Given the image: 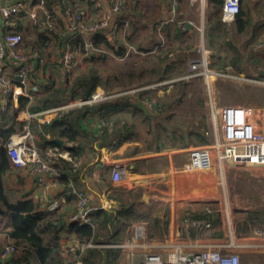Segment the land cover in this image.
Here are the masks:
<instances>
[{
	"label": "crops",
	"instance_id": "crops-1",
	"mask_svg": "<svg viewBox=\"0 0 264 264\" xmlns=\"http://www.w3.org/2000/svg\"><path fill=\"white\" fill-rule=\"evenodd\" d=\"M165 1L166 0H126L121 11L113 14V18L116 20L119 18L125 20L118 24L119 27H117L116 36H111L110 30H103L98 33L107 37L110 42H116V44L124 47V51L120 55V58L115 57L113 49L108 50L107 57L122 60L128 59L130 61V59L134 58L133 56H138L141 59H136V64L132 62L133 68L137 69L138 67L139 69L147 70L153 68V66L159 62L154 54L163 51V55L168 57V64L172 63V65H174L177 62H181L182 65H189L193 59L198 58L201 55V52H199L197 48L203 45L208 55L209 67H213V70L216 72L218 71L217 75L220 74V71L226 72L227 70L234 68L231 59L229 60L231 54L228 52L231 49L229 43H223L216 38L213 33L216 27L221 26L223 23L227 24L222 20L223 6L219 13H215V11L212 10L213 3L211 0H204V3L202 2L203 0H177V8L181 14L178 18H181V16L182 18H187L183 16V12H185L186 14L191 15V18L188 17L187 19H191L196 26H201L203 30V32H201V30L198 29L199 27H190L187 32H184L179 26V22L168 20L171 13L167 9V5H164ZM168 1L169 0H167V3ZM4 2L6 3L7 0H4ZM59 3L60 0H57V2L53 4L55 10L57 9L56 14L59 16L56 27L53 30L47 31H53L55 34L54 36H56V42L59 38H61L63 42L61 46H57L52 53L47 54L45 52L46 63L50 62L47 71H45V67L39 66V64L36 65L37 73L45 78L39 81V90L36 91V96L33 97L31 102L33 104L29 103L26 108L20 109L18 99L5 100L0 91V128L5 125L11 126L13 123H17V128L20 129L22 127L21 122L23 123L28 120L30 113H39V121L35 122L37 124L57 119L64 110L51 111L45 114H41V112L46 108H59L70 98L60 100L56 94L49 90L48 87L51 81L49 79L52 75L49 74V72L55 71L56 74L59 73L62 77H64L65 74L75 75L80 71L85 70L86 66H93L97 61L102 60L101 53L95 50L108 49L106 46H99V48L95 47L94 37L97 33L72 30L66 20L63 5L67 4L72 6L75 11L84 8L86 10L84 17L85 20L82 19L80 23H87L93 22L98 16L110 12L111 0H62V3ZM96 3L100 6L98 7ZM140 4L142 7H140ZM135 14L141 16L138 22L131 19ZM148 17L153 19V23L151 22L152 24H148L147 21L150 19ZM126 22H129L130 25L127 26ZM202 23L204 27H202ZM79 36L80 38L83 37L85 40L86 46L90 50V55L95 57L88 59V57L83 54L80 44L78 43ZM231 37H235V34L231 35ZM45 38L46 40L50 39L47 36H45ZM177 40H180L181 43L176 46L175 43ZM90 41L94 44V51L87 45ZM249 41L251 47L250 55L256 60L263 58L264 34L255 35L250 38ZM67 44L70 45V50L78 59L75 70L72 72L62 64L64 48ZM235 54H238L239 57L241 55V59L244 58V54L239 51L233 55ZM167 63L165 62L162 64V67H167ZM6 68L12 73L13 63L11 60L7 61ZM169 69L171 71V68ZM210 78H206L208 83L210 82ZM168 80L165 79L164 81ZM168 84L169 86L167 89L163 86L165 84L150 88L158 89L160 93L163 91L167 93L172 92L175 88L170 82ZM99 89L101 90L102 87L98 86L95 91ZM106 94L111 93L106 92ZM112 98L113 97L109 99ZM39 101L44 104H39ZM241 105L247 106L245 104ZM144 106L147 111H150L146 112L144 111L145 108L142 109L144 116L149 117L148 115L152 114L154 115L152 119L155 120L156 112H152L155 108L149 107L146 103ZM255 107L258 109L257 125L264 131V107L262 105H255ZM92 113L93 117L89 119L90 121L83 122L85 130L90 132L88 133L91 134L92 139L88 143L89 145L86 150L82 153L83 156H81V165L83 167L82 181H78L79 183L77 184L75 180H71L70 184L72 183L75 185H71L72 187L70 189L69 187L66 188V183L60 179L62 175L66 173L62 168L61 177L45 173L43 176L44 180H41L42 176L33 172L30 167L18 168L13 166L10 171L7 172L4 180V192L9 201L14 203L32 201L37 208L46 212L49 205L54 200L59 199V208L69 211V216H71L76 207L78 208L79 203L78 194L74 193L76 196L72 194L73 188L78 191H85L86 194H88L90 198L89 208H91V210L97 208H104L107 210L117 208L120 204L118 199L119 196L128 202H134L132 199L139 198L143 201L153 199L152 202H154V207L156 208L153 211V214H151L154 219L158 220L157 227L162 230L160 231V234L154 232L155 228L152 225L153 219L151 218V215L149 219H141L135 221L133 224H144L145 229L149 227L152 235L155 233V237H151L148 236L146 232V237H144L143 241L154 244L156 250L163 253L165 249L159 246V244L166 243L167 241L185 244L187 245L185 250L197 248L192 246L193 244L197 245V243L217 244L234 241L235 246L230 248V251L239 254L240 264L241 254L245 258L244 264H264V227L260 225L262 223H258L259 219L264 218V210L260 211L256 209L257 206L253 204L252 195H260L261 203L264 202V196L261 195V192L257 190L255 185L254 189H252V187L251 189L248 188L242 195L244 202L247 204L246 207L239 208L240 206L237 205L232 208L231 212H229L228 209L224 210L222 208V198L208 194L209 183L207 185L204 181L200 182L197 180V177H195V181L193 182L181 180L182 188L190 189L191 194L179 195L177 194L179 187L178 181L175 180V173L178 174L179 172L184 175L198 171L180 170V168L189 161V149L192 144L182 148L167 146L163 149H158L155 141L150 144L147 141L144 143L141 140H124L123 142L117 143L113 138L119 136V133L116 132L114 126L108 123L105 119H98L101 115L98 108L94 109ZM137 116L141 121L140 115ZM148 131L149 130H147V136L150 137ZM202 131L206 132V130ZM213 133L214 129L212 131V134ZM47 137H50V135H47ZM61 139L64 143L59 144L57 147L70 151L68 147L72 146L73 143L66 141L63 138ZM1 144L0 141V149ZM50 146L55 145H49L47 147ZM180 160H183V162L180 163ZM117 162H125L127 165V172L119 184L115 183L112 179V168ZM226 163H228L229 166L236 167L231 162ZM179 164L182 165L179 166ZM255 168L251 169L255 170ZM200 174L202 173L199 172L197 175L201 176ZM204 178L206 177L204 176ZM255 190L256 193H254ZM161 194L169 196L170 199L167 200V197L161 196ZM227 199L230 201L231 197L228 196ZM232 199L237 201L235 198ZM141 200L138 202H142ZM248 202H250V204H248ZM143 204L144 203H141V206H143ZM173 204L174 208H172ZM148 205L150 206V204ZM210 205L222 208L219 215H215L214 210L207 207ZM147 209H149V207L143 211L146 213L148 212ZM252 212L257 213L256 216H254ZM203 214L206 216H203ZM238 215H240V217H236ZM187 219L208 220L211 222V228L210 230H197L191 226H186L185 221ZM4 220H7L8 225L10 224L11 219L9 215L0 216V221L3 222ZM262 222L264 223V221ZM248 232H252L254 235L248 237L246 235ZM59 236L61 242H65L69 239L75 240L74 237L71 239L68 233L64 232V230ZM130 239H132V237ZM121 242L124 241L122 240L118 243ZM103 243L104 242L95 244L99 247L106 246L102 245ZM115 248L125 251L127 253L126 257L129 258L128 249H122L119 247ZM31 264L38 263L33 261Z\"/></svg>",
	"mask_w": 264,
	"mask_h": 264
},
{
	"label": "built area",
	"instance_id": "built-area-1",
	"mask_svg": "<svg viewBox=\"0 0 264 264\" xmlns=\"http://www.w3.org/2000/svg\"><path fill=\"white\" fill-rule=\"evenodd\" d=\"M126 0H111V11L98 16L93 22L80 23L85 17L86 10L75 11L72 6L65 7V17L74 31H87L90 33H99L103 30H110V35L115 37L119 23L124 19H114L113 14L121 11ZM50 0H0V91L5 100L27 97L32 102L39 90V81L34 80L37 73L36 65L42 66L46 61V56L33 49L25 50L23 47V35L17 30L19 27L17 19L27 17L31 22L37 25L42 31L53 30L56 27L58 15L52 13L49 5ZM204 3V0L202 1ZM57 5V4H56ZM98 5V3H96ZM177 0H169L167 9L171 15L168 20L179 22V26L184 32L190 27H199L191 19L178 18L181 15L177 8ZM100 5H98L99 7ZM241 10L240 0H224L222 20L225 23H232L236 20ZM85 20V19H84ZM113 24V25H112ZM129 26L130 23L126 22ZM194 25V26H193ZM204 27L203 23L201 24ZM88 47L91 48L93 42L90 41ZM132 47V46H131ZM201 55L192 60L191 70L178 78L168 81H161L149 87L134 88L133 92L143 90L157 85L168 84L178 80H189L205 76L210 78L212 74H217L215 70L209 67V59L203 45L197 48ZM13 63V71L10 73L6 68L7 61ZM78 63L77 57L70 50L67 44L64 48L62 64L69 71H74ZM163 91V90H162ZM35 92V93H34ZM162 93H166L163 91ZM127 92L115 94H106L103 89L95 91L90 99L70 98L59 108H46L41 114L56 110H68L75 106L93 105L103 102L111 97L126 95ZM146 105L153 107L154 100H146ZM43 107V106H42ZM39 113H30L20 132L15 133L8 140L6 147L13 162L18 168L30 167L33 172L41 175L44 180L45 173L56 176L62 175L61 169L55 164V159L62 157L74 161V167H79L82 158L72 159L70 151L57 146L46 148V154L43 153L37 134L32 128V123L39 121ZM258 109L255 106L237 105H211V120L214 129V137L207 144L191 146L189 149V161L180 168L185 171L211 170L218 163L231 162L236 167L245 168L247 166L263 168L264 167V131L257 125ZM127 172L125 162H117L112 168V179L119 184ZM70 185H73L72 183ZM73 193L78 194L79 203L77 212L70 219L80 222H90L88 194L73 188ZM60 207L59 199L54 200L49 205V210H55ZM186 226H191L197 230L211 228V222L201 219H187ZM132 239L121 243H103L102 245L128 249L129 264H240V256L230 248L235 246L234 241L217 244H199L192 245L193 248L185 250V244L174 241L159 244L165 251L162 253L155 249L154 244L144 242L146 229L144 224H133ZM68 235L73 236L66 230ZM63 242V241H62ZM65 247L64 255H73L77 258L76 264H81L82 260L77 255V251L82 253L86 248L97 246L93 242L80 244L77 240H67L63 242ZM191 247V246H189ZM15 252V245L12 240L6 239L0 246V261L8 258Z\"/></svg>",
	"mask_w": 264,
	"mask_h": 264
},
{
	"label": "trees",
	"instance_id": "trees-1",
	"mask_svg": "<svg viewBox=\"0 0 264 264\" xmlns=\"http://www.w3.org/2000/svg\"><path fill=\"white\" fill-rule=\"evenodd\" d=\"M37 1L38 0H33V3H36ZM240 1L241 10L236 17V23L234 24V27L232 26L231 29H229V33H234L235 35V32H238L239 34L244 33L247 27L252 24L251 14L253 13V0ZM56 2L57 0H50L49 2L51 7L50 10L54 14H56L57 9L55 10L53 4ZM211 2L214 5L213 11L219 13L224 4V0H211ZM61 3L62 0H60L59 4ZM242 4L244 5L243 7ZM66 6L69 5L64 4V10ZM17 22L19 25L17 30L19 32L25 31L28 27L23 21H21V18H18ZM33 25L37 27L36 24L33 23ZM78 40L83 54L86 55L88 59L95 57L90 55V50L87 48L83 37L80 38L79 36ZM44 42H46V38L43 36V32H38L36 33V37H27L24 39L23 47L25 50L33 49L43 53L42 47ZM62 42V39L59 38L56 42L57 46L60 47ZM94 44L95 47L98 48L99 46H106V48H108L106 50H95L101 53L102 59H106L108 56V50L110 49H113L115 57L117 58H120V55L124 51L122 45H118L116 42H110L107 37L98 33L94 37ZM94 44L90 48L93 51ZM154 55L159 62L154 65L153 68L147 70H137L133 68L132 71L127 72L125 76L121 78L116 76L119 79L118 82L122 84L121 87H124L122 90L128 89L126 87H131L133 84V88H141L173 77L172 74H170L171 71L169 69L173 65L172 63H167L168 57L163 55V51L156 52ZM230 59L233 67L238 70L237 72H242V67L237 64V60H241L239 55L235 54ZM165 62L167 63V67H162V64ZM133 63L136 64V59ZM49 64L50 62L46 63L45 61L42 65V67H45V71H47ZM73 75L74 74H65V76L62 77L61 74L58 73V77L61 79L62 83L61 87H65H60L61 89L59 90H54L48 87L49 90L56 94L60 100L66 99L67 97L90 99L98 86L102 87L103 90L105 89L108 93L111 92L108 89H113L114 86L112 81H110L111 78H107L105 83H103L101 73L95 65H90L86 70H82L74 76ZM43 78L45 77H41L38 73H35L34 75L35 81ZM176 78H178V76H176ZM253 78L264 80V72L253 76ZM52 79L53 77L51 76L49 80ZM190 80L191 79L173 82L176 92L172 98H165L162 100L161 96H158L157 94L155 95L156 101L153 107L157 110L154 109L155 111L152 112H156V118L161 117L162 111L168 105H171V100H174L180 91L185 92L190 87ZM163 86L167 89L169 84ZM151 89L152 88L139 90L135 92L133 98L126 95L119 98L115 97L114 99L112 98L108 101L93 105H84L82 108L64 110L57 119L42 124H37L35 122L32 123L33 130L35 132L37 131V141L43 150L42 152L45 153V148L49 145L59 146L56 142L51 141L53 138L57 137L73 143L72 146L68 147L71 151V157L73 160L83 156L82 153L86 150L89 145L88 143L92 139L91 134H89L90 132L85 130L83 122H86L93 117L92 112L96 108H98V111L101 114L98 119H105L108 123L114 126L116 132L119 133V136L113 138L114 141L119 143L124 140H142L137 129V122L134 118L137 115H140L141 121L143 123H148V128L150 127L154 115L149 114V117H146L142 113V109L145 108L144 105L146 100H154L150 94L158 89ZM147 95L149 97H147ZM18 101L20 103V109L26 108L29 103L33 104L29 98L23 96L19 97ZM129 111L132 112V118H121V116H119V114L124 115V112ZM144 111L150 112L147 111L146 108ZM168 118L171 119V116ZM25 123V121L23 123L21 122L22 128ZM17 125V123H13L11 126L5 125L0 128V141L2 143L0 149V216L9 215L11 219L7 228L0 232L4 233L6 239L12 240L15 245V252L8 258L0 261V264H31L33 261H36L38 264H76V257L73 255H64L65 246L64 243L61 242L59 236L63 230L68 231L80 244L90 241L93 243H118L122 241L119 236L122 230L131 226L135 221L150 218L152 213L151 209L146 213L143 210L140 211L138 206H141V203L136 204L135 202H127L121 196L118 197L120 204L117 208L109 210L97 208L95 210H90V222L86 223L70 219V217L77 212V207L71 216H69V211L62 208H57L52 211L48 208L45 212L37 208L32 201H21L16 203L9 201L4 192V180L7 172H9L14 165L8 153L6 144L11 136L19 131ZM207 127L208 126L205 124L204 129ZM179 128L184 129L180 134L184 141L180 145H176L175 142H172L171 136L169 137L170 139L168 143H166L162 136L163 134L151 131V128L148 129V135L150 138L145 141L149 142V144L155 141L158 149H163L167 146L182 148L192 143L197 144L198 142H209V134L195 128V126H191L190 123L187 126L181 124ZM47 135H50V137H47ZM73 163L74 161L62 157L55 159L56 166L60 169L62 168L63 171H66V173L59 178L66 183V188L69 187L70 189L72 187L70 185L71 180H75L77 184L79 183L78 181H82L83 167L82 165L74 167ZM81 192L86 193L82 190ZM72 194L75 195L74 193ZM143 206H145L144 209L150 207L145 204H143ZM252 214L256 216L257 213L252 212ZM203 216L206 215L203 214ZM257 218L259 219L258 216ZM153 223L155 226H158L157 219H153ZM120 250L121 249L110 246H92L86 248L82 253L78 250L77 255L82 260V264H117L120 252L123 251Z\"/></svg>",
	"mask_w": 264,
	"mask_h": 264
},
{
	"label": "rangeland",
	"instance_id": "rangeland-1",
	"mask_svg": "<svg viewBox=\"0 0 264 264\" xmlns=\"http://www.w3.org/2000/svg\"><path fill=\"white\" fill-rule=\"evenodd\" d=\"M164 5L165 6L167 5V0L165 1ZM243 6L244 5L242 4V7ZM140 7H142V5ZM252 8H253V13L251 14V16H252L253 25L252 24L251 26L249 25L243 34H239L238 32H235L236 33L235 37H231V35H233L234 33H229V29H231L232 26L234 27V24L236 22L230 23L232 25H228V23L227 24L223 23L221 26L216 27V29L213 32L214 36L218 38L220 41H222L223 43H229V47L232 49L228 51L231 53L229 56V60L232 57V55L234 53H237L238 51L244 54L243 59H241V55H240L239 58L241 60H237L238 66L242 67V72L238 73L237 72L238 70L236 68L229 69L226 72L220 71L219 72L220 74L218 75L215 73L212 74L209 83L207 82L205 76L191 79L190 87L185 92L180 91L177 97L174 100H171L172 101L171 105H168L162 111L161 117L159 119L156 118L155 120H153L149 127L151 128L150 129L151 131H155V132H159L160 134H163L162 136L165 139L166 143H168L170 139L169 137L171 136L172 142H175L176 145H180L184 141L183 137H181L180 135L184 131V129L179 127L181 124L187 126L189 123L191 126H195V128L199 130H206V132H208L209 134V142L212 141L214 137L213 135L214 133L212 134L213 124L211 120V105L213 104L215 106L233 105V104H245L250 106L262 105L264 107V80H258L253 78V76L258 75L261 72H264V57L257 60L254 59L250 55L251 47L249 45L250 38H252L255 35L264 34V27H263L264 0H253ZM213 9H214V5H212V10ZM183 16L187 18L188 17L191 18V15L186 14L185 12H183ZM140 17H141L140 15L135 14L132 16L131 19L134 20L135 22H138L140 20ZM148 18H150L147 21L148 24H152L153 19L151 17ZM22 21L24 22L25 25L28 26L25 29V31L23 32L20 31L23 34V39H26L27 37H36V33L43 32L44 37L47 36L50 38L49 40H46V42H44V45L42 47L43 53L45 54L46 52L47 54H50L57 48L56 36H54L55 34L53 33V31L45 32L40 30L39 28L35 27L33 23L26 16L22 17ZM180 43H181L180 40H177L175 45L177 46ZM133 57L134 58L130 59V61L128 59L122 60V59H113L107 57V59L99 60L94 64L101 73L103 83H105V80L107 78H111L110 81H112L114 85L113 89H108L109 91H111L110 92L111 94L127 92L126 96L133 97L135 95V92H133L134 84L131 87L125 86L128 89L122 90L124 87H121L122 84L118 82L119 79L117 78V77L121 78L125 76L127 72L133 70L132 62L135 59L139 60L140 58L138 56H133ZM87 68L88 66H86V69ZM211 69L214 68L212 67ZM137 70H141V69L137 67ZM190 70H191L190 64L182 65L181 62H177L171 67L170 74H172L173 77L168 79L176 78V76L178 77L183 76L187 74ZM49 74H52L51 76L53 77V79L49 83L50 88H53L54 90H59L65 87V86L61 87L62 86L61 79L58 77V74H56L55 71L49 72ZM105 92L107 91L105 90ZM175 92H176V88L173 89L172 92H168L166 94L160 93L159 90H154L150 94V96L154 98V101H156L155 95L157 94L158 96H161L162 100H164L165 98H172ZM147 97L149 96L147 95ZM39 104L42 105L44 103L39 101ZM82 107L83 106H75L72 108H82ZM123 114L124 115L119 114V116H121V118H132V112L130 111L124 112ZM169 116H171V119L168 118ZM134 120L137 122V129L141 136L142 139L141 141L146 143L145 140L150 138L147 136V130L149 129L148 123L145 124L141 123L138 116H136ZM205 124L208 126L206 129H204ZM21 129L22 127L19 129V131H21ZM209 142H198L197 144L192 143V146L204 145ZM182 162L183 160H180V163ZM180 165L182 164H179V166ZM251 168H255V167H250V166H247L245 168L233 167V166H229L228 163L224 162L223 164H219V165L217 163L215 167L212 168L211 170H199L184 175L183 173H179V172L178 174L175 173L176 176L175 180L178 181V187H179L177 194L179 195L191 194L190 189L182 188V184L180 181L187 180L193 182L195 181V177H197L198 178L197 180H199L200 182L204 181L207 183V185L209 183L208 185L209 195L211 194L214 195L215 197L222 198V203H223L222 208L224 210L228 209L229 212H231L232 208L237 205L240 206L239 208L246 207L247 204L246 202H244L242 195L243 193L246 192L245 190H247L248 188L251 189L252 187V189H254V185H255L257 190L261 192V195L264 196V168H255V170H252ZM199 172L202 173L200 174L202 177L197 175L199 174ZM204 176L206 178H204ZM254 193H256V190L254 191ZM161 196L167 197L166 198L167 200L170 199L169 196H166L164 194H161ZM228 196L231 197L230 201L227 199ZM259 196H257L256 194L252 195V200H253V204L257 206L256 209L262 211L264 210V202L263 203L260 202L261 197ZM232 198L237 199V201L233 200ZM132 200H134L136 204L139 203H144L145 205L150 204L149 209H151L152 214L156 208L154 207V202H152L153 199H148V201L145 200L143 201L141 200V198L132 199ZM139 200H141L142 202H138ZM248 204H250V202H248ZM144 207L145 206H138V209L142 211L144 210ZM207 207L213 209L215 215H219V212L222 209L220 207L211 206V205ZM172 208H174V204L172 205ZM149 209H147V211H149ZM152 214H151V218L154 219L152 217L153 216ZM236 217H240V215ZM262 221H264V218L259 219L258 223H262L260 225L264 227V223ZM152 225H154V223ZM7 226H8L7 220L6 221L4 220L3 222L0 221V231L5 230ZM153 227L155 228L154 232L156 234H160V231L162 230L155 225ZM146 230L148 236L155 237V233L154 235L150 234L149 227H147ZM132 232L133 230L132 227L130 226V228L127 227L126 229L122 230L119 236L123 241H127L132 237ZM246 235L248 237H251L254 234L252 232H248ZM0 240H1L0 245L4 244L6 240L5 234L2 232H0ZM126 254L127 253L125 251L120 252V255L117 259L118 260L117 264H129V258L126 257ZM244 263H245V258L241 254V264Z\"/></svg>",
	"mask_w": 264,
	"mask_h": 264
},
{
	"label": "water",
	"instance_id": "water-1",
	"mask_svg": "<svg viewBox=\"0 0 264 264\" xmlns=\"http://www.w3.org/2000/svg\"><path fill=\"white\" fill-rule=\"evenodd\" d=\"M51 141L52 142H56L58 144H63L64 143V141L61 138H53Z\"/></svg>",
	"mask_w": 264,
	"mask_h": 264
}]
</instances>
